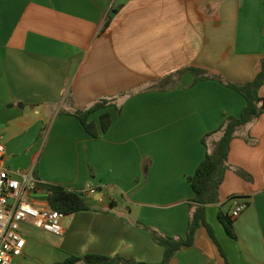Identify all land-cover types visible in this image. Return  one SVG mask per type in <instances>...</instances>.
Returning <instances> with one entry per match:
<instances>
[{"label":"crops","instance_id":"1","mask_svg":"<svg viewBox=\"0 0 264 264\" xmlns=\"http://www.w3.org/2000/svg\"><path fill=\"white\" fill-rule=\"evenodd\" d=\"M262 58L264 0H0L3 165L32 172L37 184L91 197L89 210L64 215L60 236L21 222L25 245L11 264H53L89 253L159 262L163 247L143 228L185 236L194 196L186 178L220 133L207 146L201 139L245 105L213 77L249 82ZM187 67L209 78L192 84L191 72L177 74ZM258 95L264 109V85ZM102 98L114 102L89 120L99 129V116L108 111L111 124L92 137L72 112ZM227 162L232 168L207 220L230 264H264V113L237 131ZM86 186L95 193L84 192ZM29 197L50 208L38 186ZM241 202L232 240L217 212L230 213ZM169 264L224 261L200 227L194 244Z\"/></svg>","mask_w":264,"mask_h":264},{"label":"trees","instance_id":"2","mask_svg":"<svg viewBox=\"0 0 264 264\" xmlns=\"http://www.w3.org/2000/svg\"><path fill=\"white\" fill-rule=\"evenodd\" d=\"M119 7H115L108 12L102 26V31L107 29L111 22L112 15L117 13ZM184 71L191 72L194 75V81L192 84L199 80L209 78L206 76L204 70L194 67H187L184 70H179L177 71V74L181 75ZM213 78L238 92L244 98L245 105L239 116H226L218 128L204 134L201 139L202 144L207 146V138L215 133H220L218 140L210 147L208 146L205 157L197 165L194 173L186 178L194 196L188 202L191 214L188 219L185 236H163L153 229L144 227L143 229L149 233L151 238L158 245L163 247L162 259L156 263L137 262L118 256L110 257L103 254L89 253L82 256L70 255L63 261L55 262L53 264H169L172 257L179 250L185 247H190L194 244L196 231L200 227H203L206 230L208 237L216 246L219 255L222 257L224 264H230L221 241L216 235L214 228L207 220L206 210L208 206L219 203V186L223 181L225 171L228 168H232L227 162L230 142L236 136V133L240 128L254 122L262 113H264V109L259 107V103L262 99L258 95L259 88L264 85V58L261 60L260 70L255 75L254 79L249 82L242 84L231 83L225 81L219 75H216ZM163 83H166V81ZM113 100L114 98L99 99L86 109H75L72 112V115L79 120L86 133L92 137H98L100 133L106 132L110 127L111 115L108 111H104L99 116L98 129L94 122L89 120L90 114L96 110L104 109L106 106L111 105L112 102H114ZM234 171L242 179L251 181L250 175L242 169L234 168ZM37 186L45 191L47 203L53 210L69 215L80 210L90 209L84 198L85 195L81 192L69 190L60 185L39 183ZM217 220L222 226L225 236L229 239L235 240L236 234L233 229V218H231L230 213H223L219 210L217 212Z\"/></svg>","mask_w":264,"mask_h":264},{"label":"built area","instance_id":"3","mask_svg":"<svg viewBox=\"0 0 264 264\" xmlns=\"http://www.w3.org/2000/svg\"><path fill=\"white\" fill-rule=\"evenodd\" d=\"M4 146L0 142V264H11L20 257L25 240L20 233V223L30 221L34 226L62 235L61 221L65 214L44 206H36L29 194L37 187L32 172L10 171L3 165ZM84 192L94 194L95 189L84 187ZM245 208L243 202L230 211L236 218Z\"/></svg>","mask_w":264,"mask_h":264},{"label":"rangeland","instance_id":"4","mask_svg":"<svg viewBox=\"0 0 264 264\" xmlns=\"http://www.w3.org/2000/svg\"><path fill=\"white\" fill-rule=\"evenodd\" d=\"M84 198H85L87 201H90V199H91L90 196H84ZM117 200H119V197L117 198Z\"/></svg>","mask_w":264,"mask_h":264}]
</instances>
